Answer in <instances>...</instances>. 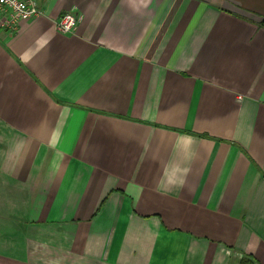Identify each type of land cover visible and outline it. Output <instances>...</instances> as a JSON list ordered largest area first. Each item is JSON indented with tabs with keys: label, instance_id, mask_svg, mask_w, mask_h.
Returning <instances> with one entry per match:
<instances>
[{
	"label": "crops",
	"instance_id": "1",
	"mask_svg": "<svg viewBox=\"0 0 264 264\" xmlns=\"http://www.w3.org/2000/svg\"><path fill=\"white\" fill-rule=\"evenodd\" d=\"M39 6L0 30V264H264V0Z\"/></svg>",
	"mask_w": 264,
	"mask_h": 264
},
{
	"label": "built area",
	"instance_id": "2",
	"mask_svg": "<svg viewBox=\"0 0 264 264\" xmlns=\"http://www.w3.org/2000/svg\"><path fill=\"white\" fill-rule=\"evenodd\" d=\"M42 15L39 0H0V30L14 33L22 22ZM77 16L72 12L63 14L55 27L60 34H71L77 26Z\"/></svg>",
	"mask_w": 264,
	"mask_h": 264
},
{
	"label": "trees",
	"instance_id": "3",
	"mask_svg": "<svg viewBox=\"0 0 264 264\" xmlns=\"http://www.w3.org/2000/svg\"><path fill=\"white\" fill-rule=\"evenodd\" d=\"M239 264H254V263L252 262L251 256H249V255H244V256L240 259Z\"/></svg>",
	"mask_w": 264,
	"mask_h": 264
}]
</instances>
